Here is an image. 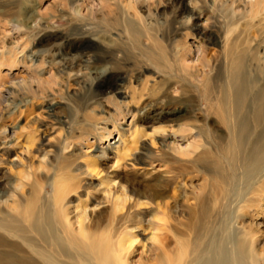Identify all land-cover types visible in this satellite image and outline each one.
I'll list each match as a JSON object with an SVG mask.
<instances>
[{
  "label": "bare ground",
  "instance_id": "1",
  "mask_svg": "<svg viewBox=\"0 0 264 264\" xmlns=\"http://www.w3.org/2000/svg\"><path fill=\"white\" fill-rule=\"evenodd\" d=\"M21 1L18 0L20 10H25L31 0H24L22 4ZM45 1L38 0L40 19L35 15L30 16L35 23L29 28L32 39L18 47H5L0 54V70L20 68L22 70L18 74L30 75V79H21L15 73L16 82L11 81V86L4 93L0 92V102L3 104L1 120L10 112L12 104H23L26 97L24 91H32L30 85L34 84L36 77L40 80V76L48 74L50 79L40 81L34 94L45 92L47 95L41 98L49 103L50 108L62 92V86L69 80H75L85 89L82 101L77 106L94 110L101 107L103 101H114L117 108L113 111V119H106L101 127L107 133V140L113 131L109 125L117 127L120 116L136 118L124 101L130 97L123 90L130 73H152L156 81L162 79L166 86L173 88L176 81L173 76L168 73L164 75L151 66L140 65L141 61L137 58H127L124 54L125 66L121 71L102 75L99 68L116 63L111 57L95 56L105 49L92 42L90 36L99 35L112 40L110 26H114L117 18L123 16L126 17V31L118 33L120 38L128 35L135 44L143 40L150 42L156 35L174 39L184 29L197 27L193 23L189 26L187 22H182L186 14L192 13L183 7L184 0H169L167 8L162 11L164 14L171 9L169 32H162L161 28L154 32L141 28L142 16L138 17V12L135 15L132 10L136 5L144 7L149 0H49L46 9L52 13L50 17L41 16L40 13ZM219 1L227 8L229 23H239L243 19L239 14L240 9L236 10L235 6L240 5L239 0ZM249 5L250 9L242 13L249 15L252 21L257 20V24H252L248 29L229 28L228 34H224L225 30L219 26L210 28L208 37L220 49L212 51L208 59L203 56L198 58L202 66L201 72H198L201 77L198 82L205 80L203 72L206 64H224L225 75L219 87H216L218 80L211 78L212 90L220 88L219 96L214 95L207 102L204 121L193 122L188 129L196 136L195 140L184 147H175L177 159L183 162L181 164L186 175L195 173L193 177L200 178L198 185L194 186L200 193L191 205L189 221L178 232L180 238L175 256L170 258L167 245H160L166 261L164 264H264V243H261L264 239V220H260L264 216V0H251ZM212 12L216 14V9L213 8ZM127 16H130L128 20ZM199 31L204 33L203 29ZM115 46L109 53L114 55L127 48L126 42ZM28 52L31 59L27 56ZM53 53L60 58L59 67L47 60L54 58ZM67 56L70 58L64 59ZM91 64V73L86 72L84 66L87 68ZM9 72L13 73L11 70ZM195 78V74L191 75V82L194 80L197 85ZM41 88L45 91H40ZM114 93H118L122 100L118 97L114 99ZM171 114L175 117L178 110L174 109ZM2 124L6 129L7 124ZM100 124V120H97L96 124L90 123L88 127L97 130ZM8 142L6 139L3 142L4 154L11 153L7 148ZM57 150L59 153L60 149ZM91 166L94 165L88 163L81 173L56 179L53 201L45 213L35 211L34 205H30L34 201L28 200L25 202L27 205H23L22 184L13 187L12 195L0 194V264H145L142 259H134L138 251L135 229L140 226L136 225L131 213V208L144 204L143 200L135 198L132 207H128L131 197L124 190L125 187L124 192L120 193L123 186L121 183L112 185V179L106 180L107 200H96L85 183V178L95 177L89 168ZM82 167H85L82 163L75 164V169ZM34 176L37 177V173ZM176 176L162 174V185L167 183L163 189L170 191L173 188L175 191L171 195L169 191L163 192L161 198L169 196L173 201L177 200L176 191L180 183L176 184L178 180L173 178ZM79 177H82L80 181ZM170 181H173V185ZM104 183L101 182L100 186ZM0 187L3 188V184ZM74 193L78 194L79 201L86 194L96 206L110 203L108 219L103 222L94 220L83 208L79 219L72 222L67 213L66 199ZM43 194H46L44 189ZM164 207H167L166 203ZM161 221L167 225L169 219L165 215ZM259 244H262L260 249L257 247Z\"/></svg>",
  "mask_w": 264,
  "mask_h": 264
},
{
  "label": "rangeland",
  "instance_id": "2",
  "mask_svg": "<svg viewBox=\"0 0 264 264\" xmlns=\"http://www.w3.org/2000/svg\"><path fill=\"white\" fill-rule=\"evenodd\" d=\"M23 1L20 3L22 4ZM168 1L149 0V3L155 5L149 6L148 2L144 7L136 5L132 11L135 15L138 12V17L142 16L141 28L151 32L161 28L162 32H169L171 9L162 13L167 8ZM239 1L240 5L235 4V6L236 10L240 9L239 14L243 17L240 19V25L237 22L229 23L227 8L223 7L219 0H184L183 7L191 10L192 13L186 14L182 22H187L189 26L193 23L197 27H192L191 30L184 29L174 39L168 40L156 35L150 42L143 40L140 44H135L128 35L120 38L118 33L126 31V17L123 16L117 18L115 25H111L113 27L110 26L112 40L99 35L90 36L92 42L105 49L95 56L111 57L116 63L99 68L98 71L102 75L105 72L121 71L125 66L126 56L137 58L141 61L140 65L151 66L164 75L168 73L176 80L172 85L173 88H169L162 79L160 82L156 81L152 73L142 75H138L137 71L130 73L129 81L123 87L130 97L124 101L128 103L126 106L131 109L133 115L136 114V118L126 115L125 119L120 116L121 121L117 127L110 124L109 128L113 131L109 140H106L107 133L101 127L106 123V119L112 121L113 111L117 108L114 101H103V105L94 110L77 106V103L82 101L85 89L75 80L65 82L62 92L56 97L51 108L48 107L49 103L41 98L47 95L45 92L34 94L40 81L50 79L48 74L40 76V80L36 77L34 84L30 85L32 91H24L26 97L23 104L20 106L12 104L10 112L2 120L3 104L0 102V184H3V188L0 187V194L12 195L13 187L22 184L23 205H27L25 202L28 200L34 201L30 205H34L35 211L45 213L49 211L53 201L56 179L61 180L62 176L79 174L87 168L86 164H93L94 166L89 168L94 172L95 177L85 178V183L93 194L91 196L96 200H107L108 188L105 186L108 184L106 181L108 179H112L110 182L112 185L121 183L123 188L120 193L126 190L131 197V204L127 203L128 207H132L135 198L143 200L142 206L131 208L136 225L140 226L135 229L138 251L135 252L134 259H142L145 264H164L166 261L160 249L162 244L167 245V255L173 258L180 238L178 232L189 221L191 205L194 204L195 196L200 193L194 188L200 182V178H194L195 173L186 175L181 164L183 162L177 159L175 147H184L195 140L196 136L188 129L192 124L204 121L207 102L210 98L213 99L214 95L219 96L220 88L212 90L211 78L218 80L216 87L221 86L224 81V64H210L211 67L206 64L203 72L205 80L197 81L201 80L198 72H201L202 67L198 58L203 56L208 59L212 51L220 49L208 37L210 28L219 26L225 30L224 34H228L229 28L248 29L252 24H257V20L252 21L249 15L242 13L250 9L251 0ZM48 2L49 0H46L42 5L41 16L52 15L46 9ZM213 8L216 9V14L212 12ZM20 9L18 0H0V54L5 47H18L32 39L29 28L35 23L30 16L35 15L38 20L40 19L38 0H31L25 10ZM78 9L77 7L76 12ZM129 18L130 16H127V20ZM199 29H203L204 33H200ZM124 42L127 44L124 52H117L114 55L109 53L116 48L115 45ZM54 55V58L47 60L59 67L60 58L57 54ZM27 56L31 59L30 52ZM69 58V56L64 57V59ZM92 69V64L87 68L84 66L86 72L91 73ZM9 70L13 73L9 74ZM21 70L1 68V93L11 86V81L16 82L14 75ZM194 74L195 82L200 88L195 85L194 80V85L191 82V75ZM17 75L21 76V79H30V75L26 73H17ZM40 91L45 90L41 88ZM115 97L122 100L118 93L116 95L114 93V99ZM123 107L125 108V105ZM136 107L137 109L134 110ZM143 107L146 109L143 110ZM174 109L178 110L175 117L171 114ZM104 110L108 113L103 112ZM97 120L101 122L99 129L88 127L90 123L96 124ZM2 123L7 124L6 129ZM184 130L188 131L183 132ZM5 139L9 141L7 145L11 151L9 154H4ZM57 149H60L59 153ZM76 163H82L85 167L75 169ZM35 173L37 177L34 176ZM166 173L177 175L173 178L178 180L175 181L176 184L180 183L176 191L178 201H173L169 196L161 198L163 192L169 191L168 188L163 189L164 186L167 187V183L162 185V174L166 175ZM81 178L79 177L78 180L80 181ZM101 182H105L103 186H100ZM170 183L173 185V181ZM174 191L172 188L169 195ZM77 195V193L70 194L66 199L67 213L72 222L79 219L83 208L87 209L94 220L103 222L108 219L111 213L110 203L96 206L95 202L88 200L86 194H83L81 201ZM164 203L167 207H164ZM77 205L78 209H76ZM165 215L169 219L167 225L161 221ZM260 220H264V216L260 217ZM261 243H264V239ZM262 244L257 247L260 249ZM168 261L173 262V260Z\"/></svg>",
  "mask_w": 264,
  "mask_h": 264
}]
</instances>
